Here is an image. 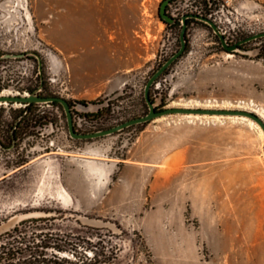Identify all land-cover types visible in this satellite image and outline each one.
Returning a JSON list of instances; mask_svg holds the SVG:
<instances>
[{"label": "rangeland", "instance_id": "obj_1", "mask_svg": "<svg viewBox=\"0 0 264 264\" xmlns=\"http://www.w3.org/2000/svg\"><path fill=\"white\" fill-rule=\"evenodd\" d=\"M164 3L165 0H0V55L33 52L43 63L40 74L34 56L0 59V94H32L40 90L42 97L63 98L72 107L76 131L95 133L148 114L146 84L180 50L184 15L210 19L229 45L264 33V0H172L167 15L173 21L168 23L160 18ZM55 28L63 30V36L72 42V50L62 54L53 45L54 39L61 36ZM186 39V52L152 87L151 99L157 110H264L254 101L236 97L231 82L242 65L264 66V38L241 46L251 54L228 53L212 28L193 20ZM92 40L95 42L89 46ZM93 54L109 59L111 65L103 67L102 59L92 58ZM83 102L87 104L83 106ZM25 109L14 104L0 106L1 129L11 125L12 119ZM184 116H165L116 135L82 141L70 137L61 106L33 105L24 124L27 135L19 149L20 157L25 158L20 159L17 152L6 154L0 150L1 179L40 156L59 151L89 156L87 175L101 183L108 180L110 171L97 165L96 160L109 163L112 173L105 196L83 201L75 212L64 209L68 203L65 194L59 198L64 205L55 198L56 191L63 190L56 184L57 177L70 189H77L74 179L78 168L74 164L33 162L21 171L20 182L0 185V226L15 214L21 219L34 213L0 235V264H178L179 258L163 257L167 251L151 250L133 230L144 225L140 215L168 212L174 220L178 214L186 213V219L180 218L182 224L201 226L195 215L204 210L194 203L199 200L194 193V171L178 168L195 135L199 140L206 128L233 130L232 136L228 132L221 139L235 146L254 147L258 152L254 174L264 173V139L249 124ZM241 188L245 187L233 184L218 193L227 202V208L219 212L230 215L228 220L233 222L237 220L236 193L239 195ZM133 190L138 194L134 203L136 217ZM125 191L131 194L130 200H124ZM185 193L192 201L191 208L185 205L187 212ZM12 194L25 199L28 206L7 209L9 202L4 196ZM244 204L249 207L253 202L250 199ZM262 223L260 228H264ZM248 224L251 241L261 238L262 234L256 232V220L250 218ZM166 225L167 222L163 228ZM199 256L204 260L207 251L200 250Z\"/></svg>", "mask_w": 264, "mask_h": 264}, {"label": "crops", "instance_id": "obj_2", "mask_svg": "<svg viewBox=\"0 0 264 264\" xmlns=\"http://www.w3.org/2000/svg\"><path fill=\"white\" fill-rule=\"evenodd\" d=\"M61 36L53 41V45L64 54L72 50V42L66 36ZM94 40L88 42L89 46L94 44ZM78 42H76V45ZM93 54L92 58H99L103 61L102 66H109L111 62L105 57H97ZM98 60V61H99ZM229 83L230 81L227 80ZM235 87L236 97H242L246 100L254 101L264 107V66L242 65L236 70L235 77L231 81ZM216 122V121H215ZM225 123L226 121H220ZM232 136L233 130H219L206 128L201 131V138L198 140L195 135L192 147L185 152V159L178 163L179 169H193L194 171V193L199 200L194 201L204 211L196 214L195 218L200 222L199 228H192L182 224L180 218L186 219V213L178 214L177 220L168 213L161 215H140L145 219L144 225L134 232H138L143 242L151 250L167 251L162 256H173L179 258L178 264H264V228H260L261 219L264 218V173L255 175L253 171L254 157L258 155L257 150L251 145L235 146L233 142L222 140L221 136L228 133ZM90 158L87 155L76 152L63 153L55 152L52 155L40 156L29 164H24L18 169L8 172L6 176L0 178V184H10V182H20L19 175L26 166L33 162L45 164L48 161L59 164L67 162L74 164L78 168L76 181V190L70 189L67 183L58 178L62 192L56 191L57 200L64 195L68 198V203L64 205L65 210L78 211V205L83 201H96L105 196V186L111 176L109 163L97 161V165H102L110 171L108 180L104 183L96 178L87 175L86 164ZM172 164V163H171ZM170 165V163H169ZM75 184V183H74ZM72 184V186H75ZM233 184L240 185L241 193H236V209L234 217L236 222L228 220L230 215H223L220 210L227 208V202L218 197V193L227 191ZM69 185V184H68ZM216 186L217 188L208 186ZM119 192L115 191V196ZM121 194V192H120ZM10 195V193L8 194ZM4 196L5 202H9L7 209H16L17 207H27L25 199L22 197ZM184 209L186 212L191 208L192 201L185 193ZM124 200H130L131 194L124 192ZM138 194L133 190V217L138 214L136 203ZM252 200L253 204L247 206L244 204L247 200ZM30 213L28 215H33ZM24 215L22 218H26ZM19 214L10 217L7 222L0 226V235L17 227V224L23 219H19ZM159 217L162 220H159ZM256 220V232L262 236L251 241V230L248 224L249 219ZM173 219V220H172ZM167 225L163 228V224ZM264 225V223H262ZM207 251V258L204 260L199 256V251ZM174 251V252H170ZM256 257V258H255ZM195 260V261H194ZM194 261V262H193Z\"/></svg>", "mask_w": 264, "mask_h": 264}, {"label": "water", "instance_id": "obj_3", "mask_svg": "<svg viewBox=\"0 0 264 264\" xmlns=\"http://www.w3.org/2000/svg\"><path fill=\"white\" fill-rule=\"evenodd\" d=\"M170 0L165 2L162 5V17L166 21H171L169 18L164 16V9L166 5L169 3ZM193 19V20H198L200 22H203L207 24L210 28L213 29L217 37L219 38L222 47L225 51L228 53H243V54H251L250 52H247L245 50L241 49V46L244 44H248L250 42L259 40L264 38V33L257 34L254 36H251L243 41H240L234 45H229L227 43V40L222 33V31L219 29V27L210 19L199 16V15H194V14H189L185 15L182 19V30L180 34V43L181 47L180 50L175 53L168 61L164 63V65L161 66V68L149 79L148 83L146 84L145 90H144V98L146 101V104L148 106L149 112L146 116L132 119L129 121H126L124 123L118 124L115 127H112L110 129H106L103 131H98L95 133H89V134H80L76 131L75 129V123H74V117L72 113V107L70 103L60 97H42L39 95L40 90L35 91L32 94H19V95H13V96H6L0 94V104H18L21 106H30L33 104H45V105H52L54 103H58L65 111L66 118H67V124H68V132L69 135L72 139L74 140H82V141H89V140H95V139H100L112 135H116L118 133H121L127 129L133 128L135 126H140V125H146L156 119H159L161 117L165 116H170V115H199V116H219V117H224V118H232V117H239V118H247L255 122L260 126L264 133V120L258 116L257 114L247 111V110H230V109H166L163 111L157 110V107L155 106L154 102L151 99V90L153 85L156 83V81L164 75V73L176 62L178 61L183 54L186 52L187 49V39H186V34H187V29H188V23L187 21ZM28 56H34L39 64V73L42 74V59L41 57L36 54V53H28V54H21V55H0V59L4 58H11V59H22L24 57ZM85 106V105H83ZM263 150H264V145H263Z\"/></svg>", "mask_w": 264, "mask_h": 264}, {"label": "flooded vegetation", "instance_id": "obj_4", "mask_svg": "<svg viewBox=\"0 0 264 264\" xmlns=\"http://www.w3.org/2000/svg\"><path fill=\"white\" fill-rule=\"evenodd\" d=\"M190 25L191 22L188 23V28ZM181 30H182V25H181ZM28 115L29 113L24 111L22 114L15 117V119H12L14 120L13 123L7 126L6 129L2 130L1 128L4 127L2 126L0 127V150L2 152L6 154H13L17 152V155L19 156L20 159L25 158L24 156L20 157L19 149L21 148V145L25 141L24 137L27 135V133L25 132L24 124L26 119L28 118ZM4 165H6V163ZM0 185H3V183H1ZM3 187L5 186L3 185Z\"/></svg>", "mask_w": 264, "mask_h": 264}, {"label": "bare ground", "instance_id": "obj_5", "mask_svg": "<svg viewBox=\"0 0 264 264\" xmlns=\"http://www.w3.org/2000/svg\"><path fill=\"white\" fill-rule=\"evenodd\" d=\"M229 57H232L231 55H229ZM27 94V93H26ZM2 95H6V96H13V95H19V94H12V92H4ZM9 104L5 103V104H0V106H8ZM15 107H23L21 105L18 104H14ZM194 108V107H193ZM249 111L257 114L258 116H260L263 120H264V110H256V109H249ZM184 117L186 118H195V119H215V120H220V119H230L232 121H241V122H246L247 124H249L251 126V128L255 129L256 132L258 133V135L264 139V133L262 131V129L260 128V126L258 124H256L255 122H253L250 119L247 118H239V117H232V118H224V117H219V116H199V115H185ZM32 215H28L27 217H30Z\"/></svg>", "mask_w": 264, "mask_h": 264}, {"label": "trees", "instance_id": "obj_6", "mask_svg": "<svg viewBox=\"0 0 264 264\" xmlns=\"http://www.w3.org/2000/svg\"><path fill=\"white\" fill-rule=\"evenodd\" d=\"M168 0H165V2H167ZM171 1L172 0H170L169 1V3L166 5V7H165V9H164V16H166L167 18H169L171 21H173V19H171L170 17H168V15H167V11H168V5L171 3ZM161 11H162V8H161V10H160V18H161V20L163 21V22H165V23H168V21H166L163 17H162V13H161ZM189 15V14H188ZM194 15H197V14H194ZM185 16V15H184ZM199 16H202V15H199ZM202 17H204V16H202ZM206 18V17H205ZM193 20L192 19H190V20H188L187 21V23H189V22H192ZM1 90V89H0ZM153 101V100H152ZM82 105H86L87 103H85V102H83V103H81ZM33 105H36V104H33ZM33 105H30V106H26V109H25V111L26 112H28L29 113V111L31 110V107L33 106ZM52 105H54V106H58V107H60V105L58 104V103H54V104H52Z\"/></svg>", "mask_w": 264, "mask_h": 264}]
</instances>
